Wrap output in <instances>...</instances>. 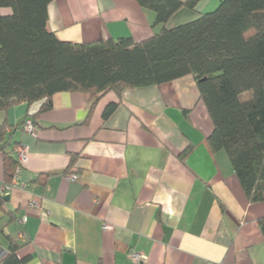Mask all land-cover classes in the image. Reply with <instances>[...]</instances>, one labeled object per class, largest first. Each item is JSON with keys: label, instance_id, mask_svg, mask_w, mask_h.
Wrapping results in <instances>:
<instances>
[{"label": "crops", "instance_id": "1", "mask_svg": "<svg viewBox=\"0 0 264 264\" xmlns=\"http://www.w3.org/2000/svg\"><path fill=\"white\" fill-rule=\"evenodd\" d=\"M219 2L200 0L168 26ZM48 12V29L71 42L141 41L161 28L137 0H53ZM111 101L119 105L104 119ZM39 107L0 111V182L6 153L28 147L18 178L26 188H15L0 208V259L15 241L18 257L29 258L22 264H264L257 224L264 201L250 203L227 153L210 148L214 125L192 75L121 95L56 93L32 134L23 122ZM131 251L147 260L132 261Z\"/></svg>", "mask_w": 264, "mask_h": 264}, {"label": "trees", "instance_id": "2", "mask_svg": "<svg viewBox=\"0 0 264 264\" xmlns=\"http://www.w3.org/2000/svg\"><path fill=\"white\" fill-rule=\"evenodd\" d=\"M52 1L0 0V111L39 103L38 111L25 119L35 126L36 116L53 107L59 92L121 95L128 88L192 75L214 125L210 148L227 153L250 203L264 201V0H220L214 10L175 27L168 26L171 19L200 0H137L155 12L154 26H161L157 33L141 41L92 42L61 40L48 29ZM118 105L109 102L103 118ZM14 157V150L6 153V182L18 166ZM4 204L0 195L1 209ZM257 224L264 238V216ZM20 247L12 241L0 264L27 262L28 257H18Z\"/></svg>", "mask_w": 264, "mask_h": 264}, {"label": "built area", "instance_id": "3", "mask_svg": "<svg viewBox=\"0 0 264 264\" xmlns=\"http://www.w3.org/2000/svg\"><path fill=\"white\" fill-rule=\"evenodd\" d=\"M23 128H24V130H26L32 134L37 133V129L34 126L33 121L31 119H27L25 121ZM14 155L16 156V159L18 161V166H17L15 173L13 175V178L10 182H6V181L0 182V195H3V196L9 195L18 186H20L21 188H26L25 184L21 183V185H20L18 183V178L24 170V165H25V162H26L27 157H28V147L25 145H22V144L17 145L14 148ZM26 221H27V216L23 215V216L19 217V223H21L22 225H24L26 223ZM103 229L104 230H112L113 226L111 224L105 223V224H103ZM20 238L22 240L26 239L24 232L20 233ZM129 257L132 261H134L136 263H143L144 261L147 260V256L141 252H138V251H131L129 254Z\"/></svg>", "mask_w": 264, "mask_h": 264}, {"label": "water", "instance_id": "4", "mask_svg": "<svg viewBox=\"0 0 264 264\" xmlns=\"http://www.w3.org/2000/svg\"><path fill=\"white\" fill-rule=\"evenodd\" d=\"M9 198H10V196H9V195L5 196V199H6V200H9Z\"/></svg>", "mask_w": 264, "mask_h": 264}]
</instances>
